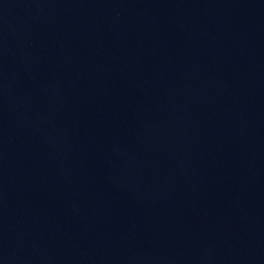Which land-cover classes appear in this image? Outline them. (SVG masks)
Returning a JSON list of instances; mask_svg holds the SVG:
<instances>
[{
  "label": "water",
  "instance_id": "95a60500",
  "mask_svg": "<svg viewBox=\"0 0 264 264\" xmlns=\"http://www.w3.org/2000/svg\"><path fill=\"white\" fill-rule=\"evenodd\" d=\"M0 264H264V0H0Z\"/></svg>",
  "mask_w": 264,
  "mask_h": 264
}]
</instances>
